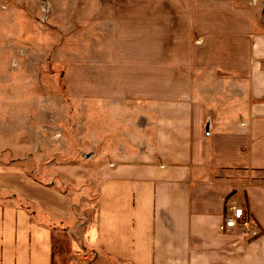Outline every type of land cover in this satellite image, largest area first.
<instances>
[{
	"label": "crops",
	"instance_id": "1",
	"mask_svg": "<svg viewBox=\"0 0 264 264\" xmlns=\"http://www.w3.org/2000/svg\"><path fill=\"white\" fill-rule=\"evenodd\" d=\"M59 3L86 41L69 91L110 118L80 138L93 199L0 167V264H264V0ZM232 205L249 227L225 226Z\"/></svg>",
	"mask_w": 264,
	"mask_h": 264
},
{
	"label": "rangeland",
	"instance_id": "2",
	"mask_svg": "<svg viewBox=\"0 0 264 264\" xmlns=\"http://www.w3.org/2000/svg\"><path fill=\"white\" fill-rule=\"evenodd\" d=\"M54 3L0 0V167L38 168L36 176L45 180L60 171L58 184L79 206L89 205L93 192L85 185L84 167L92 165L82 156L81 141L89 126L102 134L110 118L101 108L89 111L86 100L69 91L65 68L86 41L78 38L69 14L53 12ZM38 151L40 157L31 156ZM75 222L69 219L55 233L64 257L73 255Z\"/></svg>",
	"mask_w": 264,
	"mask_h": 264
},
{
	"label": "built area",
	"instance_id": "3",
	"mask_svg": "<svg viewBox=\"0 0 264 264\" xmlns=\"http://www.w3.org/2000/svg\"><path fill=\"white\" fill-rule=\"evenodd\" d=\"M230 213L226 217L225 226L226 227H236L241 225L243 227H249L250 221L247 218L246 211L242 206L232 205L230 208ZM81 256V257H79ZM81 261L88 262L95 257L94 253L78 254Z\"/></svg>",
	"mask_w": 264,
	"mask_h": 264
},
{
	"label": "trees",
	"instance_id": "4",
	"mask_svg": "<svg viewBox=\"0 0 264 264\" xmlns=\"http://www.w3.org/2000/svg\"><path fill=\"white\" fill-rule=\"evenodd\" d=\"M2 193H3V195H9V196H11L12 198H16V199H17V202H18L20 205H22L23 207H25V208L28 210V212H29L32 216H34V217L36 218V220H38V221H42L43 219H45V218H44V215H43L42 213L40 214V213L36 212L37 206H36L34 203L29 202V201H26V200H24L23 198L18 197L17 195L12 194V193H9V192H2ZM51 225L54 226L53 223H51Z\"/></svg>",
	"mask_w": 264,
	"mask_h": 264
}]
</instances>
